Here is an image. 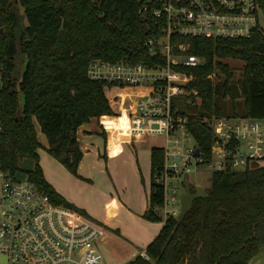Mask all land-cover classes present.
Wrapping results in <instances>:
<instances>
[{
	"label": "trees",
	"instance_id": "1",
	"mask_svg": "<svg viewBox=\"0 0 264 264\" xmlns=\"http://www.w3.org/2000/svg\"><path fill=\"white\" fill-rule=\"evenodd\" d=\"M12 1L0 0V160L10 176L26 173L54 205L75 209L45 178L38 154L44 147L36 124L48 140L44 149L82 179L79 128L92 119L119 117L106 94L107 88L116 85L91 79L90 63L165 64L161 52H150L146 46L147 40L160 39L162 33L157 22L141 13L143 0H16L28 22L19 38ZM257 1L264 10V0ZM172 42L188 44L186 55L206 62L195 67L173 66L188 79L185 90L196 104L195 113L179 111L190 118L191 131L202 150L209 153L212 145V130L201 123L203 117L264 120V33L260 24L250 38L173 37ZM19 51L25 57V68L14 79ZM232 60L244 63L240 77L228 63ZM127 90L135 92L138 103L140 89ZM24 160L33 161L31 171L22 169ZM151 162L150 207L144 218L164 222V227L146 249L150 260L138 256L127 264H250L264 248V159L243 170L212 174L206 192L210 197L196 199L181 220L173 216L164 220L155 212L165 196L155 183L163 168L162 148H152Z\"/></svg>",
	"mask_w": 264,
	"mask_h": 264
},
{
	"label": "built area",
	"instance_id": "2",
	"mask_svg": "<svg viewBox=\"0 0 264 264\" xmlns=\"http://www.w3.org/2000/svg\"><path fill=\"white\" fill-rule=\"evenodd\" d=\"M143 1L141 13L157 22L162 33L160 39L147 40L146 46L150 52H161L165 64L152 67L94 60L89 76L124 90L140 89L136 113L129 115L125 126L134 140H163L159 147L164 151V163L155 183L165 196L163 206L154 210L166 220L179 216L188 176L243 170L264 159L261 119L203 117L201 123L212 130L210 152L198 145L190 118L174 106L173 98L187 92L186 84L176 85L173 76H184L187 83L188 79L173 66L195 67L203 59L186 55L189 45L174 43L172 38H250L259 27L262 9L257 0ZM103 235L102 226L76 209L54 205L27 176L23 180L10 176L0 160V264H105L97 248ZM141 257L150 260L146 251Z\"/></svg>",
	"mask_w": 264,
	"mask_h": 264
},
{
	"label": "crops",
	"instance_id": "3",
	"mask_svg": "<svg viewBox=\"0 0 264 264\" xmlns=\"http://www.w3.org/2000/svg\"><path fill=\"white\" fill-rule=\"evenodd\" d=\"M121 92L130 96L136 108L135 92L131 94L127 89ZM118 116L114 122L108 117L92 119L79 128L77 136L84 153L79 166L82 179L74 177L46 154L40 161L46 180L56 191L76 210L83 211L87 218L104 228L97 248L105 264H127L141 256L164 227V222L144 218L150 207L151 185L143 176L139 152L145 148L142 153L148 151L151 154L152 147L137 148L135 143L144 140L132 138L133 147H129L127 138L117 139L111 135L105 142L108 127L114 126L118 133L127 131L125 124L129 115ZM36 129L39 141L44 148L48 147L47 137L38 124ZM44 148L38 150L39 157ZM125 157L130 158L129 162L126 160L127 164H120ZM51 167L60 171L62 179L49 175ZM250 264H264V248Z\"/></svg>",
	"mask_w": 264,
	"mask_h": 264
},
{
	"label": "rangeland",
	"instance_id": "4",
	"mask_svg": "<svg viewBox=\"0 0 264 264\" xmlns=\"http://www.w3.org/2000/svg\"><path fill=\"white\" fill-rule=\"evenodd\" d=\"M12 10L14 11V13L16 14V16L18 18L17 35L20 38V35L24 32L26 26L28 25V22H27V19L25 16V10L23 7L20 6V4L18 2H16V0L12 1ZM259 24L263 30V33H264V10L260 11ZM15 62H16V70H15V73L13 74V78L17 79L25 68V57L20 51H19V55L16 58ZM228 63L232 67H234V69L236 70V76L240 77L242 74V68L244 66V63H242L240 61H233V60L228 61ZM173 77L177 81L176 85L183 87L185 84H187L184 76L174 75ZM122 90H123L122 88L117 87V86L109 87L106 90V94H107V97L111 103L113 111L117 115L135 114L136 108L134 106L133 101L131 100L130 96H128L127 94L123 95L121 92ZM187 95H188V92L186 94L178 95V96L173 98V101H174V104L178 110L185 111L187 114L192 115L195 113L196 104H193L188 99ZM242 112H243V104L240 102L239 103V113H242ZM108 118L110 120H113V122L115 121L113 117H108ZM114 129H115L114 126L108 127V134H106L107 132H105V135H104L105 142H107V137H109V135L115 136V138H117V139L121 138V137H125V138H127L126 144L129 147H133L134 141L131 139V137H130L129 133H127V131L124 130L121 133H118V132H115ZM116 143H119V140H117ZM162 144H163V140H159V139H146L144 141H140L139 143H135V145H137V148H141V147H145V146H147L149 148H151V147L154 148V147H159ZM143 150L145 151V148L141 149L139 152V155H140L139 156V165L142 168L145 181L151 185V183H152L151 154L148 151L143 154L142 153ZM45 154L50 159L59 162L52 155H50L46 150L40 152V161L43 160V157L45 156ZM126 160L129 162L130 158L129 157L123 158L122 161L120 162V164L121 163L127 164L128 162H126ZM62 167H63V169H65V167L63 165H62ZM51 169H52V172H50V174H49L50 176H58V177H60V179H62L60 171H54L52 167H51ZM66 171L68 172V170H66ZM211 176H212L211 173L206 172V171H202L199 174H196V175L193 174V175L188 176L186 178V180L189 182V184L191 186L203 187L204 191L206 193L211 187V182H210ZM74 177H76V176H74ZM76 178H78V177H76Z\"/></svg>",
	"mask_w": 264,
	"mask_h": 264
},
{
	"label": "water",
	"instance_id": "5",
	"mask_svg": "<svg viewBox=\"0 0 264 264\" xmlns=\"http://www.w3.org/2000/svg\"><path fill=\"white\" fill-rule=\"evenodd\" d=\"M1 32H3V29H0ZM205 60H203L201 62V65H205ZM2 89V85L0 83V91ZM200 152V149L196 150V154L198 155ZM33 161L31 160H24L23 165H22V169L24 171H31L33 169ZM26 173H20L17 178L19 179H25L26 178ZM210 197L209 194H206L204 191L203 187H195L193 188V186L189 185L188 182L185 183V193L182 195L181 197V211L180 214L178 216V219L181 220L184 215L190 211L193 208L194 205V201L196 199H201V198H208Z\"/></svg>",
	"mask_w": 264,
	"mask_h": 264
}]
</instances>
